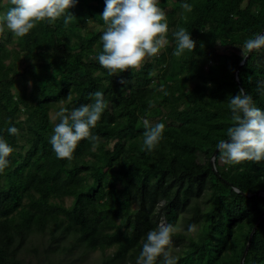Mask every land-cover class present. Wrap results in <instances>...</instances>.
Segmentation results:
<instances>
[{
  "label": "trees",
  "instance_id": "1",
  "mask_svg": "<svg viewBox=\"0 0 264 264\" xmlns=\"http://www.w3.org/2000/svg\"><path fill=\"white\" fill-rule=\"evenodd\" d=\"M11 6L0 0V16ZM104 6L77 0L67 26L62 17L22 38L0 31V136L14 149L0 173V264H26L23 252L35 253L36 264H65L67 255L92 251L101 256L91 264H135L162 220L183 226L172 236L187 243L177 264H240L262 213L243 264H264V195L254 194L264 193V161L226 165L217 150L215 171L210 163L232 124L231 96L243 88L264 110V48L240 64L244 42L264 29V0H159L170 43L112 76L96 59ZM181 27L196 47L178 57L173 32ZM95 91L107 105L92 129L99 145L82 140L70 161L58 159L49 143L55 113L92 103ZM145 119L165 125L151 152Z\"/></svg>",
  "mask_w": 264,
  "mask_h": 264
},
{
  "label": "clouds",
  "instance_id": "2",
  "mask_svg": "<svg viewBox=\"0 0 264 264\" xmlns=\"http://www.w3.org/2000/svg\"><path fill=\"white\" fill-rule=\"evenodd\" d=\"M76 3L77 0H10L12 6L0 16V31L6 27L16 37L22 38L39 23L54 24L62 17L67 26L75 18L69 9ZM104 5L100 18L106 28L100 36L102 51L96 59L108 75L139 68L146 58L156 56L166 45L169 25L166 13L159 7V0H104ZM180 7L192 11V5L188 3H182ZM173 36L177 42L176 56H181L185 50H195L196 41L186 28H179ZM261 48H264V34L246 40L241 50L242 61H247L249 53ZM257 90H264V81L257 84ZM89 96L92 103L71 110L61 107L55 113L59 123L55 124L49 143L58 159L70 161L82 140L90 141L94 148L100 143V137L94 135L92 129L97 126L107 105L101 91ZM67 99L70 102L71 96ZM228 108L232 124L226 130L227 139L217 144L220 161L226 165L264 161V110L255 105L252 96L243 88L231 96ZM143 125L144 150L151 152L163 139L165 125H152L147 119ZM7 131L10 135L19 134L16 127H9ZM13 151L0 136V173L8 167V157ZM187 230L194 232L196 226L189 225ZM176 231L174 225L163 222L150 230L135 264H156L159 258H163V264H177L176 257L171 254L172 236Z\"/></svg>",
  "mask_w": 264,
  "mask_h": 264
},
{
  "label": "rangeland",
  "instance_id": "3",
  "mask_svg": "<svg viewBox=\"0 0 264 264\" xmlns=\"http://www.w3.org/2000/svg\"><path fill=\"white\" fill-rule=\"evenodd\" d=\"M170 31V28L169 30ZM167 40V43L166 44H169L170 43V40L166 39ZM221 49V47L219 48ZM199 199V203L202 205V206H208L209 205V202L208 200L206 199V197L204 195H200L198 197ZM69 200L66 199V203H68ZM165 223L164 220L161 221V223ZM160 223V224H161ZM183 226L180 224L177 226V230L178 231H181L183 230L182 228ZM186 233H190L192 234L193 232H189V231H186ZM187 243L186 242H181V243H173L172 245V248H171V254L174 256V254L176 253V251H180V249L182 248V246L186 245ZM22 256L23 258H25V261L27 262L26 264H36L37 262V258L35 256V253L33 252H30L29 254L28 253H25L23 252L22 253ZM100 253L99 251H92V252H89V253H84V254H73V255H67L65 258H64V263L67 264L68 261H72V264H91L92 262H94L95 260L99 259L100 258ZM40 257V256H39ZM39 262H41V264H45V262H47V260L44 259V257L42 258H39L38 260ZM38 262V263H39Z\"/></svg>",
  "mask_w": 264,
  "mask_h": 264
},
{
  "label": "water",
  "instance_id": "4",
  "mask_svg": "<svg viewBox=\"0 0 264 264\" xmlns=\"http://www.w3.org/2000/svg\"><path fill=\"white\" fill-rule=\"evenodd\" d=\"M263 31H264V29H263L259 34H262ZM259 34H258V35H259ZM242 62H243V61H241L240 64H242ZM240 64H239V65H240ZM237 71H238V67H237V68L235 69V71H234V75H235V79H236V81H238V78H237ZM216 152H217V146H216V148L214 149V151H213V153H212V155H211V158H210V163H211V166H212V168H213L214 171H215V167H214V156H215ZM254 194H262V195H264V193L261 192L260 190L256 191ZM262 214H263V213H262ZM262 214H261V215H262ZM261 215L259 216V218L257 219V221L255 222V224L253 225V227H252V229H251V231H250V234H249L248 239H247L246 246H245V248H244V250H243V253H242V255H241L240 264H243L244 256H245V254H246V252H247V249H248V247H249V244H250V241H251L252 235H253V233H254V230H255V228H256V225H257L258 221H259L260 218H261Z\"/></svg>",
  "mask_w": 264,
  "mask_h": 264
}]
</instances>
